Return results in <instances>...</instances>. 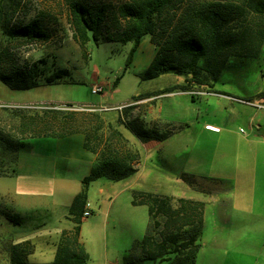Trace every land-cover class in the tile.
Wrapping results in <instances>:
<instances>
[{
    "label": "rangeland",
    "instance_id": "1",
    "mask_svg": "<svg viewBox=\"0 0 264 264\" xmlns=\"http://www.w3.org/2000/svg\"><path fill=\"white\" fill-rule=\"evenodd\" d=\"M83 1L95 6L118 5L124 0ZM201 2L207 0H184L175 10L180 15L188 5ZM10 4L13 21L26 24L40 19L50 38H12L4 36L0 28V49L10 46L20 64L45 60L35 88L13 89L0 80V172H5L0 175V264H10L13 244L28 240L36 246L29 262L51 261L61 232L75 226L68 218L69 209L83 190L82 180L93 154L77 140L61 142L54 150L52 140L26 138L37 126L57 128L65 120L93 136L98 134L102 144L118 143L111 138L119 131L140 154L135 174L118 181L100 177L86 190L91 215L80 232L89 255L86 264H125V256L143 238L148 208L132 204L133 190L205 203L195 264H260L253 260L238 263L231 253V239L249 237L242 228V215L231 228V161L232 156L237 159L238 145L248 144L247 136L264 137V43L257 57H231L218 79L209 80L210 85L180 91L179 86L187 84L186 74L169 70L157 78L143 79L157 51L148 36L127 67L133 42L95 40L89 32L90 40L81 45L74 37L68 0H6L8 8ZM248 21L253 27L261 22L253 14ZM51 77L53 81L47 82ZM95 86H101L103 93H94ZM172 87L177 90L164 94ZM200 90L207 93L198 94ZM157 94L162 95L155 98L151 114L145 115L142 107L137 115L131 111L124 115L125 120L138 118L161 132L170 130L167 139L148 148L123 123L119 107L132 105L136 96ZM102 107L111 109L99 111ZM36 112L38 115L30 114ZM246 149L249 153L250 146ZM257 150L264 157V149ZM255 155L253 152L251 157ZM258 158L250 160V171L263 169ZM258 176L238 174L237 208L262 201L259 188L255 201L243 189L245 177H254L260 185ZM14 213L21 217L20 223L8 219ZM251 233L264 235L260 230Z\"/></svg>",
    "mask_w": 264,
    "mask_h": 264
},
{
    "label": "trees",
    "instance_id": "2",
    "mask_svg": "<svg viewBox=\"0 0 264 264\" xmlns=\"http://www.w3.org/2000/svg\"><path fill=\"white\" fill-rule=\"evenodd\" d=\"M68 1L74 37L81 45L90 40L89 32L95 40L102 37L106 41L124 44L133 42L128 67L141 41L149 36L157 51L143 79L157 78L169 70L186 74L187 84L179 86L180 91H191L195 85H210L209 80L218 79L231 57H257L264 43V0H207L188 5L180 15L175 8L184 0H124L118 5L101 3L95 6L83 0ZM10 7L12 4L8 8L6 0H0V28L4 36L29 40L50 38L40 19H32L26 24L13 21ZM250 14L261 20L256 27L248 21ZM44 62L25 61L20 64L10 46L2 47L0 80L13 89L35 88L44 73ZM118 81L119 78L116 83ZM176 88L164 92H174ZM142 97L136 96L134 100ZM132 108L131 104L123 107L121 120L146 147L170 136V130L161 132L149 128L138 118L125 120L124 115L127 116ZM42 129L54 136L81 130L66 120L57 128L51 125ZM82 131L86 134L85 148L96 153L97 160L82 180L83 190L74 197L70 206L68 218L75 226L61 232L53 260L29 262L28 256L35 247L28 240L12 245L10 264H86L89 255L80 232L87 218L83 212L90 182L100 177L123 180L137 172L135 164L140 162V154L127 144L119 131L115 130L111 138L118 143L105 144L101 143L102 138L98 134L93 136L87 130ZM4 173L1 171L0 175ZM132 195L133 205L147 206L149 222L143 238L125 256V264H195L204 227L205 203L143 190H133ZM8 219L15 223L21 221L16 213L9 214Z\"/></svg>",
    "mask_w": 264,
    "mask_h": 264
},
{
    "label": "crops",
    "instance_id": "3",
    "mask_svg": "<svg viewBox=\"0 0 264 264\" xmlns=\"http://www.w3.org/2000/svg\"><path fill=\"white\" fill-rule=\"evenodd\" d=\"M149 42L151 43L150 37H149ZM171 93L173 92H168L164 94H171ZM160 95L162 94L149 95V96L140 98L138 100H135L132 103L133 109H131V113L134 115H137L141 111V108L144 107V109H146L145 115L151 114L154 111L155 105L153 104L156 101L155 98ZM119 111L121 112V116H123L122 111L121 110ZM30 114L33 116L38 115L37 112L35 114L33 113H30ZM42 128L43 127H40V126L35 127L34 133L31 132L29 136H26V138L27 139L28 138H33V139L40 138L43 140L45 139L52 140L50 143H52V147L54 148V150H56L58 146L59 147L61 146V142L71 143L74 140H77L78 143L82 144L85 150L93 154V156L90 158V161L88 162L89 169L84 173V176L90 173L93 164L97 160V154L85 148L86 134L82 131L85 129H81L80 127H78V129H81V130L73 131L72 133L66 134L64 136H59V135L54 136L51 133L50 134L45 133L43 131L44 129ZM58 133H61V132H58ZM245 141H247L246 143L248 144L243 145L244 147L239 144L238 148L236 149L237 159L234 156H232L233 159L231 161V228L235 226L236 222H238V217L242 215L243 216V220H241L243 222L242 228L244 231L248 230L246 236H249V237L242 238V239H231V253H233V255L238 258V261H237L238 263H245L242 260H253L254 263L264 264V235H260L259 237L258 235L251 233V232H258L259 230L261 232H264V165L262 167L263 169H260V171L252 170V168H251L252 171H250V168H249L250 160L258 158V155L261 156L258 159H260V161H262V164H264V157L259 153L258 150L256 151V149L258 148L259 150L261 148L264 149V137L247 136V139ZM246 146H250L249 153H247ZM253 152H255L256 158L251 157ZM246 162H247V165L245 166ZM139 166H140V162L137 163L138 169H139ZM240 171H243L244 175H249V172L251 175H254V177H256V175H259L257 178L261 180V183H259L260 185H257L256 183L257 179H254V177H252L251 180H249L248 177H245L244 181L246 182V186L243 185V189L245 187L244 193H250L252 197L254 196L253 197L254 201L256 200L255 198H258L257 188H259V190L261 191L259 193V198L262 201H260L258 205L256 203H253L252 206L245 207L244 209L237 208L236 202H235L236 196H237V192L235 189L236 188L235 183L236 184L238 183L235 182V180H237V176L238 174H240ZM137 206H141V205H137ZM67 230H70V229H67ZM250 236H253V237H250ZM34 247H35V252H36V246L34 245ZM55 252H54V256H55Z\"/></svg>",
    "mask_w": 264,
    "mask_h": 264
},
{
    "label": "built area",
    "instance_id": "4",
    "mask_svg": "<svg viewBox=\"0 0 264 264\" xmlns=\"http://www.w3.org/2000/svg\"><path fill=\"white\" fill-rule=\"evenodd\" d=\"M92 90H93L94 93H103V88H102L101 86H95V87H93ZM197 93H198V94H206L207 91H202V90H200V91H197ZM125 106H126V105L120 106V107H119V110H122L123 107H125ZM25 107H26V106H25ZM83 109H84V108H83ZM86 109H87V110H90V111H97L96 108H86ZM109 109H111V108H109V107H102L101 109H99V111H102V110H109ZM240 132H241V133H245V130H244V129H240ZM90 215H91L90 204H89V202L87 201L85 211L83 212V216H84V217H88V216H90Z\"/></svg>",
    "mask_w": 264,
    "mask_h": 264
}]
</instances>
